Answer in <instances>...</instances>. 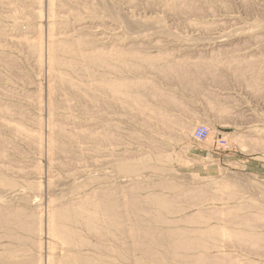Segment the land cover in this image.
<instances>
[{
  "label": "rangeland",
  "instance_id": "obj_1",
  "mask_svg": "<svg viewBox=\"0 0 264 264\" xmlns=\"http://www.w3.org/2000/svg\"><path fill=\"white\" fill-rule=\"evenodd\" d=\"M0 109V264H264V0H0Z\"/></svg>",
  "mask_w": 264,
  "mask_h": 264
},
{
  "label": "bare ground",
  "instance_id": "obj_2",
  "mask_svg": "<svg viewBox=\"0 0 264 264\" xmlns=\"http://www.w3.org/2000/svg\"><path fill=\"white\" fill-rule=\"evenodd\" d=\"M15 2H16V1H15ZM27 8H28V7H27ZM134 8H135V7H134ZM8 13H9V12H8ZM121 23H122V22H121ZM121 27H122V26H121ZM76 28H77V27H76ZM82 28H83V27H82ZM76 30H77V29H76ZM69 36H70V35H69ZM69 36H68V37H69ZM84 36H85V35H84ZM24 37H25V36H24ZM51 37H52V36H51ZM119 37H120V36H119ZM12 39H13V38H12ZM21 39H22V37H21ZM24 39H25V38H24ZM47 39H48V38H47ZM14 40L16 41V39H14ZM26 40H27V39H26ZM45 40H46V39H45ZM54 40H55V39H54ZM19 42H20V41H19ZM29 42H30V41H29ZM32 42H33V41H32ZM53 42H54V41H53ZM16 43H17V41H16ZM47 43H48V42H47ZM58 43H59V42H58ZM44 44H45V43H44ZM53 44L55 45V43H53ZM77 44H78V43H77ZM45 45H46V44H45ZM64 45H65V44H64ZM61 46H62V45H61ZM65 46H66V45H65ZM73 46H74V45H72V47H73ZM80 46H81V45H80ZM90 46H91V45H90ZM132 46H133V45H132ZM74 47H75V46H74ZM30 48H31V47H30ZM30 48H29V49H30ZM52 48H53V47H52ZM52 48H51V49H52ZM75 48H76V47H75ZM110 48H111V47H110ZM53 49H54V48H53ZM60 49H61V48H60ZM72 49H73V48H72ZM99 49H100V48H99ZM73 50H74V49H73ZM108 50H109V49H108ZM78 51H79V50H78ZM100 51H102V50H100ZM111 51H112V50H111ZM123 51H124V50H123ZM55 52H56V51H55ZM79 52H80V51H79ZM51 53H52V52H51ZM75 53H76V52H74V54H75ZM42 54H43V53H42ZM76 54H77V53H76ZM82 54H83V53H82ZM88 54H89V52H88ZM136 54H137V53H136ZM249 54H251V53H249ZM84 55H85V54H84ZM260 55H261V54H260ZM51 56H52V54H51ZM53 56H54V58H55V55H53ZM89 56H90V55H89ZM95 56H96V55H95ZM103 56H104V55H103ZM103 56H102V57H103ZM254 56H255V55H254ZM262 56H263V55H262ZM43 57H44V56H43ZM56 57H57V56H56ZM75 57H76V56H75ZM102 57H100V58H102ZM121 57H122V56H121ZM55 59H56V58H55ZM57 59H58V58H57ZM57 59H56V60H57ZM58 60H59V59H58ZM138 60H139V59H138ZM138 60H137V61H138ZM60 61H61V60H60ZM155 62H156V61H155ZM58 64H59V63H58ZM58 64H57V65H58ZM62 64H63V63H62ZM47 65H48V64H47ZM132 65H133V64H132ZM83 66H84V65H83ZM135 67H136V66H135ZM50 70H51V69H50ZM52 70H55V68H53ZM109 70H110V69H109ZM132 70H133V69H132ZM89 71H90V70H89ZM50 74H51V73H50ZM54 75H55V74H54ZM86 75H87V74H86ZM94 75H95V74H94ZM50 77H51V76H50ZM131 80H132V79H131ZM74 81H75V80H74ZM124 81H125V80H124ZM124 81H123V82H124ZM106 82H107V81H106ZM121 82H122V81H121ZM125 82H126V81H125ZM127 83H128V82H127ZM53 84H54V83H53ZM104 84H105V83H104ZM66 85H67V84H66ZM108 85H109V84H108ZM121 85H122V84H121ZM60 86H61V85H60ZM122 86H124V85H122ZM129 86H132V85H129ZM111 87H112V86H111ZM103 88H104V87H103ZM124 88H126V87H124ZM132 88H133V87H132ZM52 90H53V89H52ZM52 90H51V91H52ZM101 90H102V89H101ZM127 90H128V89H127ZM119 91H120V90H119ZM128 91H129V90H128ZM125 92H126V91H125ZM123 94H124V93H123ZM129 94H130V93H129ZM129 94H128V95H129ZM128 95H127V96H128ZM130 96H131V95H130ZM133 96H135V95H133ZM131 97H132V96H131ZM137 97H138V96H137ZM137 97H136V98H137ZM53 98H54V97H53ZM66 100H67V99H66ZM116 100H117V99H116ZM139 100H140V99H139ZM72 107H73V106H72ZM44 109H45V108H44ZM0 110H1V109H0ZM56 121H58V120H56ZM55 123L58 124V122H55ZM11 124H12V123H11ZM13 124H14V123H13ZM0 125H1V124H0ZM9 126H11V125H9ZM46 126H47V125H46ZM73 126H74V125H73ZM76 126H77V125H76ZM19 127H20V126H19ZM68 127H69V126H68ZM71 127H72V126H71ZM10 129H11V127H10ZM80 129H81V128H80ZM184 129H186V128H184ZM77 131H78V130H77ZM187 131H188V130H187ZM25 132H26V131H25ZM95 132H96V131H95ZM67 134H68V133H67ZM189 134H190V133H189ZM79 135H80V134H79ZM92 135H93V134H92ZM43 136H44V135H43ZM101 136H102V135H101ZM19 137H21V136H19ZM30 137H31V136H30ZM93 137H94V136H93ZM185 137H186V136H185ZM51 139H52V138H51ZM74 139H75V138H74ZM91 139H92V138H91ZM26 140H27V139H26ZM52 141H53V140H52ZM54 141H55V140H54ZM75 141H76V140H75ZM49 144H50V143H49ZM51 145H52V143H51ZM55 151H56V150H55ZM64 155H65V154H64ZM62 156H63V155H62ZM63 157H64V156H63ZM124 169H125V168H124ZM1 172H2V171H1ZM88 198H89V197H87V199H88ZM87 199H85V201H87ZM88 200H89V199H88ZM103 202H105V201H103ZM157 202H158V201H157ZM71 203H72V202H71ZM112 203H113V202H112ZM128 203H129V201H128ZM131 203H132V202H131ZM159 203H160V202H159ZM86 204H87V203H85V205H86ZM81 205H82V204H80V206H81ZM153 205H154V204H153ZM80 206H79V207H80ZM132 206H133V205H132ZM3 207H4V206H3ZM128 207H129V206H128ZM119 208H120V207H119ZM80 209H81V208H80ZM22 210H23V209H22ZM49 210H50V212L54 211L53 209H52V211H51V209H49ZM65 210H66V209H65ZM67 210L69 211L68 208H67ZM67 210H66V211H67ZM72 210H74V209H72ZM72 210L70 209V211H72ZM62 211H63V210H62ZM68 211H67V212H68ZM70 211H69V212H70ZM55 212H56V211H55ZM63 212H64V211H63ZM81 212H82V211H81ZM84 212H85V211H84ZM84 212H83V213H84ZM65 213H66V212H65ZM78 213H80V211H79ZM78 213H75V214L77 215ZM202 213H203V212H202ZM9 214H10V213H9ZM48 214H49V213H48ZM51 214H55V213L52 212V213H50V215H51ZM72 214H73V213H72ZM110 214H111V213H110ZM56 215H57V214H56ZM63 215H64V213H63ZM63 215H62V216H63ZM68 215H69V214H68ZM70 215H71V213H70ZM11 216H12V215H11ZM52 216H53V215H52ZM58 216H59V215H58ZM62 216H61V217H62ZM65 216H66V215H65ZM86 216H87V215H86ZM6 217H7V216H6ZM17 217H18V215H17ZM56 217H57V216H56ZM81 217H82V216H81ZM111 217H112V216H111ZM89 218H90V217H89ZM95 218H96V217H95ZM234 218H235V216H234ZM6 219H7V218H6ZM10 219H12V218H10ZM23 219H24V218H23ZM26 219H27V217H26ZM48 219H49V218H48ZM92 219H93V217H92ZM110 219H111V218H110ZM244 219H245V218H244ZM3 220H4V219H3ZM28 220H29V219H28ZM64 220H65V219H64ZM93 220H94V219H93ZM113 220H114V219H113ZM193 220H194V219H193ZM245 220H246V219H245ZM56 221H57V220H56ZM95 221H96V220H95ZM183 221H184V220H183ZM190 221H191V220H190ZM195 221H196V220H195ZM250 221H251V220H250ZM3 222H4V221H3ZM60 222H61V221H60ZM191 222H192V221H191ZM196 222H197V221H196ZM245 222H246V221H245ZM48 223H49V221H48ZM48 223H47V224H48ZM112 223H113V222H112ZM132 223H133V222H132ZM231 223H232V222H231ZM252 223H253V222H252ZM55 224H56V223H55ZM55 224H54V226H55ZM60 224H61V223H60ZM113 224L116 225L115 223H113ZM118 224H119V223H118ZM256 224H257V223H256ZM262 224H263V223H262ZM3 225H4V223H3ZM48 225H49V224H48ZM48 225H47V227H49ZM205 225H206V224H205ZM258 225H259V224H258ZM60 226H61V225H60ZM62 226H63V225H62ZM16 227H17V226H16ZM31 227H32V226H31ZM50 227H53V226H50ZM64 227H67V226H64ZM32 228H33V227H32ZM56 228H57V226H56ZM60 228H62V227H60ZM120 228H121V227H120ZM210 228H211V227H210ZM214 228H215V227H214ZM53 229H54V227H53ZM67 229H68V228H67ZM4 230H5V229H4ZM30 230H31V228H30ZM58 230H59V229H58ZM133 230H134V229H133ZM202 230H203V229H202ZM207 230H209V229L207 228ZM213 230H215V229H213ZM5 231H8V230H5ZM54 231H55V230H54ZM54 231H51V232H48V231H47V232L52 234V232H54ZM68 231H70V230H68ZM77 231H78V230H77ZM181 231H183V229H182ZM198 231H199V230H198ZM205 231H206V230H205ZM217 231H218V230H217ZM221 231H222V230H221ZM232 231H233V230H232ZM57 232H58V231H57ZM64 232H65V230H64ZM70 232H71V231H70ZM240 232H242V231H240ZM34 233H35V232H34ZM173 233H174V231H173L171 234H173ZM179 233H180V232H179ZM196 233H197V232H196ZM207 233H208V232H207ZM207 233H206V234H207ZM209 233H210V232H209ZM53 234H54V233H53ZM60 234H63L62 230H61V233H60ZM97 234H98V233H97ZM159 234H160V233H159ZM162 234H163V233H162ZM175 234H176V232H175ZM177 234H178V233H177ZM201 234H202V233H201ZM239 234H240V233H239ZM244 234H245V231H244ZM252 234H253V233H252ZM263 234H264V233H263ZM49 235H50V234H49ZM54 235H55V234H54ZM56 235H58V233H56ZM98 235H99V234H98ZM146 235H147V234H146ZM207 235H208V234H207ZM213 235H214V234H213ZM32 236H33V235H32ZM59 236H60V235H59ZM64 236H65V235H64ZM157 236H158V235H157ZM169 236H170V235H169ZM183 236H184V235H183ZM42 237H43V236H42ZM50 237H51V235H50ZM52 237H53V236H52ZM136 237H137V236H136ZM164 237H165V236H164ZM0 238H1V237H0ZM17 238H18V236H17ZM26 238H27V237H26ZM39 238H40V237H39ZM59 238H60V237H59ZM96 238H97V237H96ZM142 238H143V237H142ZM204 238L206 239V237H204ZM204 238H203V239H204ZM9 239H10V238H9ZM147 239H148V238H147ZM165 239H166V238H165ZM174 239H175V238H174ZM203 239H202V240H203ZM205 239H204V241H205ZM215 239H216V237H215ZM215 239H214V242H215ZM257 239H258V238H257ZM5 240H6V239H5ZM59 240H61V239H59ZM157 240H158V239H157ZM175 240H176V239H175ZM10 241H11V240H10ZM17 241H18V240H17ZM22 241H23V240H22ZM164 241H165V240H164ZM166 241H167V240H166ZM204 241H203V242H204ZM216 241H217V240H216ZM218 241H219V240H218ZM257 241H258V240H257ZM263 241H264V240H263ZM28 242H29V241H28ZM210 242H211V241H210ZM30 243H31V242H30ZM70 243H71V242H69V245H70ZM74 243H75V242H74ZM171 243H172V242H171ZM175 243H176V242H175ZM189 243H190V242H189ZM205 243H207V242H205ZM248 243H249V242H248ZM253 243H254V242H253ZM66 244H67V243H66ZM177 244H178V243H177ZM191 244H192V243H191ZM199 244H200V243H199ZM199 244H198V245H199ZM201 244H202V242H201ZM211 244H212V243H211ZM71 245H72V244H71ZM74 245H75V244H74ZM166 245H167V244H166ZM172 245H173V244H172ZM215 245H217V244H215ZM134 246H135V245H134ZM157 246H158V245H157ZM183 246H184V245H183ZM192 246H193V245H192ZM200 246H201V245H200ZM206 246H207V245H206ZM209 246H210V245H209ZM209 246H207V248H209ZM211 246H212V245H211ZM217 246H218V245H217ZM229 246H230V245H229ZM178 247H179V245H178ZM181 247H182V246H181ZM212 247H213V246H212ZM212 247H211V248H212ZM235 247H236V246H235ZM0 248H1V246H0ZM173 248H174V247H173ZM184 248H185V247H184ZM188 248L190 249L191 247H188ZM192 248H193V247H192ZM259 248H260V247H259ZM136 249H137V248H136ZM176 249H178V248H176ZM179 249H180V248H179ZM181 249H182V248H181ZM181 249H180V250H181ZM205 249H206V248H205ZM7 250H8V249H7ZM96 250H97V249H96ZM108 250H109V249H108ZM132 250H133V249H132ZM146 250H147V249H146ZM148 250H149V249H148ZM194 250H195V249H194ZM201 250H202V249H201ZM106 251H107V250H106ZM184 251H185V249H184ZM190 251H191V250H190ZM209 251H210V248H209ZM211 251H212V250H211ZM132 252H133V251H132ZM202 252H203V251H202ZM114 253H115V252H114ZM206 253H207V252H206ZM131 254H132V253H131ZM210 254H211V253H210ZM225 254H226V253H225ZM228 254H229V253H228ZM129 255H130V254H129ZM175 255H176V254H175ZM201 255H202V254H201ZM206 255H207V254H206ZM213 255H214V254H213ZM221 255H223V254H220V256H221ZM85 256H86V254H85ZM171 256H172V254H171ZM188 256H191V255H188ZM207 256H208V255H207ZM216 256H217V255H216ZM220 256H219V257H220ZM223 256L225 257L226 255H223ZM231 256H232V255H231ZM3 257H4V256H3ZM232 257H233V256H232ZM202 258H203V257H202ZM215 258H216V257H215ZM225 258H226V257H225ZM170 259H171V258H170ZM208 260H209V259H208ZM213 260H214V259H213ZM213 260H211V262H212ZM220 260H221V259H220ZM223 260H224V259H223ZM229 260H230V258H229ZM183 261H184V260H183ZM192 261H193V260H192ZM217 261H218V259H217ZM188 262H189V260H188ZM188 262H187V263H188ZM198 262H199V261H198ZM202 262L204 263V261H202ZM205 262H206V261H205ZM190 263H191V261H190ZM194 263H195V262H194ZM219 263L221 264V261H219ZM225 263H226V260H225ZM225 263H224V264H225ZM206 264H208V262H207ZM209 264H212V263H209ZM216 264H218V262H217Z\"/></svg>",
  "mask_w": 264,
  "mask_h": 264
},
{
  "label": "built area",
  "instance_id": "obj_3",
  "mask_svg": "<svg viewBox=\"0 0 264 264\" xmlns=\"http://www.w3.org/2000/svg\"><path fill=\"white\" fill-rule=\"evenodd\" d=\"M210 136V129L207 126H200L194 131V138L199 143H205ZM218 148L222 150L228 149L227 142L225 140H220Z\"/></svg>",
  "mask_w": 264,
  "mask_h": 264
}]
</instances>
